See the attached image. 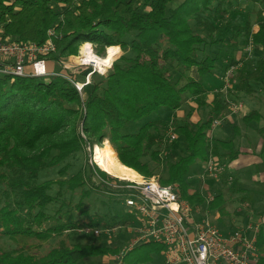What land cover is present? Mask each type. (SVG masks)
<instances>
[{
	"label": "trees",
	"instance_id": "1",
	"mask_svg": "<svg viewBox=\"0 0 264 264\" xmlns=\"http://www.w3.org/2000/svg\"><path fill=\"white\" fill-rule=\"evenodd\" d=\"M250 1L259 4L254 18L257 29L252 30L247 16L233 29L228 43L233 51L242 37H252L261 46L260 57L249 58L234 73L235 87L248 93L255 91L252 82L264 83V0ZM172 2L0 0L3 36L43 43L48 31H54L55 49L48 53L49 63L77 54L87 40L122 48L105 72H92L81 92L58 74H0V240L15 242L5 246L0 241V264H79L82 259L96 264V257L120 251L118 242H81L66 236L47 249L40 241L31 242L83 225L124 224L123 228L131 219L123 190H113L103 180L112 175L96 165L93 170L88 160L87 147L106 139L119 160L138 172L148 176L160 166L159 180L178 182L182 196L193 203H203L204 197L190 174L203 168L201 163L210 154L217 155L224 171L234 177L226 164L239 154V145L232 137L210 132L226 108L225 93L220 90L223 83L210 82L220 52L212 53L210 47L223 41L213 36L226 32L232 0H184L175 6ZM192 23L206 29L211 40ZM223 58L228 59L225 70L239 62L233 52ZM208 92L214 93L210 101ZM188 98L209 107L204 119L151 116L139 123L163 109L180 108ZM257 115L258 110L252 109L241 121L249 124ZM171 124L185 140L183 153L170 141ZM99 187L109 192V203L123 205L125 215L93 205L90 197ZM223 201L218 193L203 206L224 213ZM66 204L70 206L66 218L55 220ZM262 213L264 209L257 215ZM256 242L262 254L260 264H264V221ZM162 247L155 241L141 242L124 254L123 264L159 263Z\"/></svg>",
	"mask_w": 264,
	"mask_h": 264
},
{
	"label": "built area",
	"instance_id": "2",
	"mask_svg": "<svg viewBox=\"0 0 264 264\" xmlns=\"http://www.w3.org/2000/svg\"><path fill=\"white\" fill-rule=\"evenodd\" d=\"M2 32L3 28L0 26V74L39 77L58 74L69 78L81 92L83 86L90 81L93 71L103 73L112 65L111 62L99 67L95 61L82 57L84 49H81L77 61L63 58L57 62L61 64V68L51 70L48 53L55 49V33L52 29L48 31V38L43 43L13 39L3 36ZM91 44V50L95 52V43L91 41ZM89 65H93V69L88 70L84 80H78L67 72H73L70 68L75 66L79 69ZM234 67L235 65L231 64L225 70L227 83L224 82L225 89L222 84L221 91L234 86L228 79L234 76ZM233 80L236 82L234 77ZM233 102L230 104L233 111L242 108V103ZM219 122L220 119H215L212 125ZM168 136L171 139L176 137L172 125L168 129ZM224 169L225 165L217 155L208 156L204 164L207 174L215 177ZM109 174L114 179L109 177L103 180L113 190H123L122 197L131 216L125 224L126 231L130 230L131 235L115 255L117 264H123V256L128 250L146 241L163 245L160 262L147 264H260L262 254L256 241L259 224L264 221V213L259 215L255 223L247 222L233 229H222L214 222L210 213L200 212L198 207L194 208L182 196L179 183H162L155 174L146 176L141 173L140 178L132 179ZM212 199L213 197L207 198L208 201ZM123 225L118 226L121 228ZM83 226V230H90L94 234L113 230L108 226Z\"/></svg>",
	"mask_w": 264,
	"mask_h": 264
},
{
	"label": "rangeland",
	"instance_id": "3",
	"mask_svg": "<svg viewBox=\"0 0 264 264\" xmlns=\"http://www.w3.org/2000/svg\"><path fill=\"white\" fill-rule=\"evenodd\" d=\"M184 0H173L172 5L175 6ZM239 3V6H237ZM233 4V14L232 17L229 20V26L226 30V32L221 35V34H216L213 37L217 39H223L222 43H214L216 45H211L210 51L212 53H216V51L219 52V56L217 57L216 64L217 66L214 69V73L210 76V82L217 84V83H227L226 79V72L225 68L223 67V64L225 62H228V59L226 58L224 60V56H226L227 53L233 52L236 56L237 60L239 61L238 63H233L235 65L234 70H236L238 67L240 68L243 63L248 61L249 58L253 57L255 59H258L261 54V46L257 44L252 37L251 38H244L242 37L240 39V43L237 46V49L233 50L229 48L228 43L231 40V35L233 29H236L239 25H242L245 22V18L249 16L252 21V30L255 31L257 29V25L254 23V18H255V12L257 8L259 7V4L253 5V2L250 0H232ZM238 7V9H237ZM195 27V29L199 30L204 34V36L207 38V40H211V36L209 35V32L206 29H202L198 26L195 25V23H192ZM223 37V38H222ZM90 41V40H88ZM91 42V41H90ZM93 42V41H92ZM209 42V41H208ZM85 42H82L80 44V48L77 54H72L70 56L65 57V60L69 61H77L79 58V54L81 53V49L83 47V44ZM95 43V54L99 56H104L106 54L107 46H103L102 43L100 42H94ZM91 44V43H90ZM92 46V44L90 45ZM109 46V45H108ZM117 46H120L119 44ZM122 53V48L121 46L119 47V52L113 59V61ZM204 55V54H203ZM252 55V56H248ZM202 56V54H201ZM84 57V55L82 56ZM112 61V62H113ZM55 66L54 68H61V64H58L56 62H53ZM111 63V62H110ZM109 63V64H110ZM108 65V64H107ZM76 67V66H75ZM75 67H72L70 69H73L69 72L70 75L76 77L78 80H84L88 70L93 69V65L89 66H82L79 69H76ZM238 68V69H239ZM76 69V70H75ZM68 70V69H65ZM89 70V71H90ZM235 73V72H234ZM194 74L195 70H194ZM45 77V76H44ZM232 78H228L229 82L233 84L234 86H229L227 90H224V99L226 103V108L222 111V115L220 117H217L216 119H220V122L217 125H212L211 126V133L213 135H217L222 138H234V144L238 145H249L252 146L254 145L259 138L258 134V123L255 120H252L251 126L253 127V130L251 131V134L249 136L248 141H246L247 137H244L242 134L237 133V130L235 129L236 124L234 122L237 120V117L239 119V122L241 123V118L244 115L245 109L244 106L247 105L250 108H256L259 109L261 108L262 112L264 113V83H257V82H252V86L254 87L255 91L252 93H248L245 91H240L235 87V81ZM233 80V81H232ZM236 80V78H235ZM229 84V83H228ZM222 86V85H221ZM225 89V87L223 88ZM216 89H214L213 92H215ZM221 90V89H220ZM210 92L207 93V101H210ZM209 96V97H208ZM235 101V102H240L242 103V108L238 109L237 111H233L230 108V104ZM234 103V102H233ZM245 104V105H244ZM209 107L204 104V105H198L197 101L194 98H188L185 100L183 105L176 109V110H171V109H163L159 111L158 113H153L147 117L142 118L139 120V123H143L145 120L149 119V117L152 116V118L156 117H164V118H184L188 119L190 121H197L198 119H204L207 115ZM247 111V110H246ZM248 113V112H247ZM228 117H235V121H230ZM234 120V119H233ZM172 125V124H171ZM240 125V124H239ZM238 125V126H239ZM221 128V129H217ZM223 128V129H222ZM217 129V130H215ZM236 130V131H235ZM176 134V137L174 139L170 138V141H174V147L175 150L179 151L180 153L184 152V147H185V140L182 136H178L177 131H174ZM107 140V139H106ZM104 141L101 144L102 145ZM110 143V142H109ZM176 143V144H175ZM95 145L94 144L91 148L87 147V156L89 163L91 164L92 168L93 166L100 167L97 162L95 161L94 158V150H95ZM111 145V144H110ZM112 146V145H111ZM254 148V147H253ZM117 154V153H116ZM204 165L205 162L201 163V165ZM251 169L254 171H251V173L255 174L257 173V165L254 164ZM101 168V167H100ZM198 168V166H197ZM204 168V167H203ZM202 166L199 169L198 172H194L190 174V180L198 187L201 189V193L203 194L204 197V202L207 200L209 197L210 199L218 194L222 193L223 194V204H225V212L223 213L220 210H214L211 208H207L206 206H203L202 202L195 201L194 203L191 202L188 198H186L194 208L198 207L200 209V212H206L210 213L212 217L214 218V222H216L222 229H233L235 227H240L244 225L245 223L257 221L259 219V215H257V212H261L262 209L264 208L262 204L259 202V195H258V188L257 186L252 185V183H256L257 180H238L237 177L234 175L231 176L228 171H223L220 173L218 176H213L210 174H207L204 172ZM102 169V168H101ZM160 169L161 167L159 166L157 169H153L151 175L155 174L159 176L160 178ZM201 169V170H200ZM93 170H95L93 168ZM104 170V169H103ZM106 171V170H105ZM108 172V171H106ZM110 173V172H108ZM214 179H211V178ZM236 178V179H235ZM250 179V177H248ZM114 179V178H111ZM233 180L235 182H233ZM113 181V180H111ZM178 183V182H176ZM191 191H194V188L190 189ZM254 191L256 193H254ZM108 191L103 188L99 187L95 192L92 194L90 199L92 200V203L94 206H99L103 211H109L110 209L113 211L118 212L119 215H125L124 212L122 211L123 205H116L115 203H109V195ZM250 193L251 196H248ZM111 194V193H110ZM213 200V199H212ZM104 201V202H103ZM70 206L69 204H66L65 206L62 207L61 211L58 213V216L55 220H64L66 218V210H69ZM204 208V209H203ZM195 215L197 216V213L194 212ZM256 214V215H255ZM264 215V214H263ZM199 217V216H198ZM121 225V224H118ZM118 225L114 224L112 226H108L113 228V230L106 232L102 231L101 233L94 235L91 233L92 231L88 230L86 233L83 228L85 226H79V227H72L68 228L64 231V233L60 236H55L54 238H49L48 240H32L31 242L35 241H40L42 243L43 249H47V247L54 245L60 238L63 237H68L73 241H81V242H90V243H96L100 241H106L110 245L115 244V242H118L119 245L122 247L125 242L128 240L125 239L129 235H131L130 230L129 232L126 231L125 227L120 228ZM103 228V227H102ZM125 237V238H124ZM122 239H124L122 241ZM2 244L5 246H12L14 245V241H12L9 238H4L2 240ZM116 255V254H115ZM109 255V254H104L100 255L95 258L96 264L102 263V264H116V256ZM91 260L89 259H82L79 264H87Z\"/></svg>",
	"mask_w": 264,
	"mask_h": 264
},
{
	"label": "crops",
	"instance_id": "4",
	"mask_svg": "<svg viewBox=\"0 0 264 264\" xmlns=\"http://www.w3.org/2000/svg\"><path fill=\"white\" fill-rule=\"evenodd\" d=\"M118 49H119V46H118ZM236 56H238V54ZM53 66H55L53 62L49 63V68L51 70H58V68L56 69ZM209 94L211 95L210 99H212L214 93L210 92ZM244 109H245V111H243L244 114L252 110V108H250L247 105L244 106ZM253 109H256V108H253ZM257 110H258V115L254 116L253 120L257 121L258 123L257 131L259 134V138L257 139L255 143H253L254 145L252 146L239 145L240 147V148L238 147L240 150L239 154L235 158L230 160L228 164L226 165L230 171L234 172V175L237 177L238 180H248V181H251L252 179L257 180V182L252 183V185L257 186L258 195H259L258 199H259L260 204H262L264 207V113L262 112L261 108ZM238 117L236 121H235V117L234 118L228 117V119L230 121H235L234 124H236L237 127H239V130L236 129L237 133H240L244 137H247L246 141H248L249 136L251 134L250 130H253V127L251 126V123L246 124V123H243L242 121L240 123ZM217 129H221V128H217ZM254 164L257 165L256 167L257 173L252 174L251 171H254V170H252L251 169L252 167L250 166ZM248 177H250V179Z\"/></svg>",
	"mask_w": 264,
	"mask_h": 264
},
{
	"label": "bare ground",
	"instance_id": "5",
	"mask_svg": "<svg viewBox=\"0 0 264 264\" xmlns=\"http://www.w3.org/2000/svg\"><path fill=\"white\" fill-rule=\"evenodd\" d=\"M91 42L86 41L83 45L82 49L83 55L85 58L89 59L90 61H95L96 65L99 67H104L105 65L109 64L113 61L115 56L118 54L119 49L117 45H109L107 46V52L104 56H99L95 54L91 50ZM94 158L97 164L104 170L118 175L120 177L126 178H140V172H138L133 167H130L124 163H122L113 147L110 145L108 140H104L102 145H95L94 150Z\"/></svg>",
	"mask_w": 264,
	"mask_h": 264
}]
</instances>
